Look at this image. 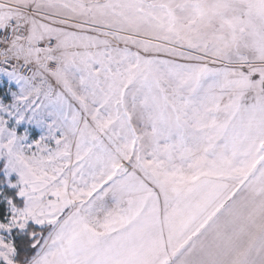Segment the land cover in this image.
<instances>
[{"label": "snow or ice", "instance_id": "obj_1", "mask_svg": "<svg viewBox=\"0 0 264 264\" xmlns=\"http://www.w3.org/2000/svg\"><path fill=\"white\" fill-rule=\"evenodd\" d=\"M0 85V264H264V0H0Z\"/></svg>", "mask_w": 264, "mask_h": 264}, {"label": "rangeland", "instance_id": "obj_2", "mask_svg": "<svg viewBox=\"0 0 264 264\" xmlns=\"http://www.w3.org/2000/svg\"><path fill=\"white\" fill-rule=\"evenodd\" d=\"M2 91H3V85H0V93H2ZM5 102H8V101L6 100ZM19 131L22 132L23 131V128H20Z\"/></svg>", "mask_w": 264, "mask_h": 264}]
</instances>
